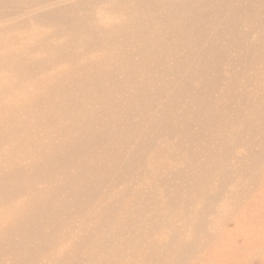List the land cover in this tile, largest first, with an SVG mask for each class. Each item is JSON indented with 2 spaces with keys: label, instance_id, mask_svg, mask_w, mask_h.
I'll return each instance as SVG.
<instances>
[{
  "label": "rangeland",
  "instance_id": "374dc122",
  "mask_svg": "<svg viewBox=\"0 0 264 264\" xmlns=\"http://www.w3.org/2000/svg\"><path fill=\"white\" fill-rule=\"evenodd\" d=\"M0 264H264V0H0Z\"/></svg>",
  "mask_w": 264,
  "mask_h": 264
}]
</instances>
